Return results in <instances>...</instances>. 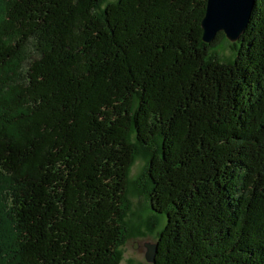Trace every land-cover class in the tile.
<instances>
[{
    "label": "trees",
    "instance_id": "16d2710c",
    "mask_svg": "<svg viewBox=\"0 0 264 264\" xmlns=\"http://www.w3.org/2000/svg\"><path fill=\"white\" fill-rule=\"evenodd\" d=\"M207 1L0 0V264H117L137 155L130 264H264V0L225 59Z\"/></svg>",
    "mask_w": 264,
    "mask_h": 264
},
{
    "label": "rangeland",
    "instance_id": "374dc122",
    "mask_svg": "<svg viewBox=\"0 0 264 264\" xmlns=\"http://www.w3.org/2000/svg\"><path fill=\"white\" fill-rule=\"evenodd\" d=\"M211 49L217 51L221 58H229L234 55L235 49L232 45V40L228 39L226 35L215 46L212 45ZM146 163L142 156L137 155L135 161L131 165L129 187V210L126 216V222L129 225L130 233L126 235L125 240L120 244V250L122 251V257L117 264H130V262H142L147 263L149 260L146 258L147 241H157L156 235L160 228L165 225L166 215L156 216L151 209L148 197L144 195L143 191L139 189L135 178L143 170V166ZM155 218V219H154ZM155 224L154 230L150 227ZM137 245V246H136ZM150 263V262H149Z\"/></svg>",
    "mask_w": 264,
    "mask_h": 264
},
{
    "label": "water",
    "instance_id": "95a60500",
    "mask_svg": "<svg viewBox=\"0 0 264 264\" xmlns=\"http://www.w3.org/2000/svg\"><path fill=\"white\" fill-rule=\"evenodd\" d=\"M254 4V0H208L201 25L203 41L213 40L219 31L232 41L238 40L250 21ZM146 243V258L155 263L158 242Z\"/></svg>",
    "mask_w": 264,
    "mask_h": 264
}]
</instances>
